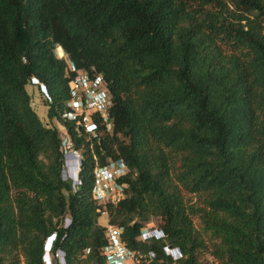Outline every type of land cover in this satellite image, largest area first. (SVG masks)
Returning a JSON list of instances; mask_svg holds the SVG:
<instances>
[{"label": "trees", "instance_id": "trees-1", "mask_svg": "<svg viewBox=\"0 0 264 264\" xmlns=\"http://www.w3.org/2000/svg\"><path fill=\"white\" fill-rule=\"evenodd\" d=\"M68 61L105 78L112 133L62 118ZM54 121L84 155L78 184ZM119 159L126 198L108 212L129 249L264 264V0H0V264H46L54 235L52 264H106L94 171ZM154 220L165 240H139Z\"/></svg>", "mask_w": 264, "mask_h": 264}, {"label": "built area", "instance_id": "built-area-1", "mask_svg": "<svg viewBox=\"0 0 264 264\" xmlns=\"http://www.w3.org/2000/svg\"><path fill=\"white\" fill-rule=\"evenodd\" d=\"M64 57V56H63ZM68 73L70 79V98L65 103L62 118L65 121L76 123L85 129L87 133L98 136L103 131L112 133L114 119L112 116L113 99L108 84L103 75L96 72H83L78 70L68 61ZM33 85L40 86L41 93L51 101L46 87L37 79L32 80ZM60 131L61 149L64 154L65 173L72 177L75 184L80 183V172L83 165L84 155L71 139L65 126ZM103 131H102V130ZM129 168L124 160L110 161L106 166H97L94 171V199L101 206L102 216H106L108 244L103 249L106 264H152L154 253L142 255L129 249L122 237V231L110 224L108 206H118L126 198V184L122 180L128 175ZM67 176V177H68ZM102 218V217H101ZM163 230L156 225L148 224L139 237L143 242L152 240H165ZM55 235L46 243V264H52L50 251ZM49 247H48V246ZM167 254L178 260L182 254L177 249L167 248ZM59 259L63 256L56 255ZM62 264V263H61Z\"/></svg>", "mask_w": 264, "mask_h": 264}, {"label": "rangeland", "instance_id": "rangeland-1", "mask_svg": "<svg viewBox=\"0 0 264 264\" xmlns=\"http://www.w3.org/2000/svg\"><path fill=\"white\" fill-rule=\"evenodd\" d=\"M57 55L58 57L62 58L64 56V53L61 55L59 53V48L57 49ZM29 92L33 95V107L36 109V111L38 112L39 116L41 117V119L44 122H47L48 118L46 116V112H47V107L44 105L45 104V98L44 95L41 93V88L40 86H31L28 88ZM54 125H56L60 131L63 130V128L61 127V125L59 123H57L56 121L53 122ZM101 223L103 225H106L107 220H106V216H102V218L100 219ZM159 221L154 220L151 221L149 224H153V225H159Z\"/></svg>", "mask_w": 264, "mask_h": 264}, {"label": "clouds", "instance_id": "clouds-1", "mask_svg": "<svg viewBox=\"0 0 264 264\" xmlns=\"http://www.w3.org/2000/svg\"><path fill=\"white\" fill-rule=\"evenodd\" d=\"M48 246V245H47ZM63 257L60 259V262L62 263V264H65V259H64V255L63 254H61Z\"/></svg>", "mask_w": 264, "mask_h": 264}, {"label": "bare ground", "instance_id": "bare-ground-1", "mask_svg": "<svg viewBox=\"0 0 264 264\" xmlns=\"http://www.w3.org/2000/svg\"><path fill=\"white\" fill-rule=\"evenodd\" d=\"M59 53L62 55L63 54V50L61 48H59Z\"/></svg>", "mask_w": 264, "mask_h": 264}, {"label": "crops", "instance_id": "crops-1", "mask_svg": "<svg viewBox=\"0 0 264 264\" xmlns=\"http://www.w3.org/2000/svg\"><path fill=\"white\" fill-rule=\"evenodd\" d=\"M100 223H101V220H100ZM101 225H103V224L101 223ZM103 226H105V225H103Z\"/></svg>", "mask_w": 264, "mask_h": 264}]
</instances>
